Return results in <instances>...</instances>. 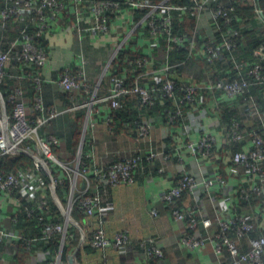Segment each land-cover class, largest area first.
I'll list each match as a JSON object with an SVG mask.
<instances>
[{
  "label": "built area",
  "instance_id": "obj_1",
  "mask_svg": "<svg viewBox=\"0 0 264 264\" xmlns=\"http://www.w3.org/2000/svg\"><path fill=\"white\" fill-rule=\"evenodd\" d=\"M73 18L76 32L88 29L99 32L109 30L110 18L122 9L123 4L140 12L136 24L130 26L129 34L139 24H144L148 29L149 35L158 39V36L165 34L167 42V53L169 45L176 44L179 47L187 49L189 52L196 44L194 35L190 38L173 34L175 27L174 20L177 17L176 12L182 13L186 10L195 15L196 29H202L205 37L201 47L195 52V55L202 57L219 56V49L225 48L232 52L239 45V39L236 34L229 30L220 32L223 27L229 26L234 20V4L238 0H187L186 3H175L172 0H72ZM36 11V31L37 36L44 35L51 29L50 18H66L69 13V5L64 0H3L0 7L1 27L13 16H22L25 12ZM260 19L262 9L255 8ZM91 17V23L83 27L81 22L82 16ZM220 33V40L216 33ZM22 39H15L6 49L0 50V86L4 83L7 75V65L11 59H16L29 66L33 73L25 72L24 76H30L35 92V99L32 103L34 111L38 115L34 118L29 116L28 105L25 99L26 91L22 86H15L3 98L0 95V156L13 153L11 147L7 145L5 136L2 133L1 117V100L4 101L5 107L8 104L11 108L6 113L7 120V138L11 146L23 147L25 149H34L39 152L47 161H51L62 167L70 178V190L68 195V204L64 211V221L57 222L54 220L43 221L44 213L48 210V204L44 197L38 200L36 207L26 208L28 216L35 214L36 209H41L42 213L37 214V219L42 224L40 236L34 239L53 240L58 239L62 245L69 236L67 231L70 212L72 206L76 204L88 216L95 218L98 227L90 234L89 240L92 246L109 247L121 249L131 240L126 230L117 232L112 238L108 237L104 224L106 222L105 212L103 210V190L95 188L92 183L89 171L91 167L77 161L75 167L62 162L56 155L54 148L59 145L60 138L52 133H42L41 128L51 119L60 115L63 111L55 105H47L42 95V81L40 68L46 63L47 51L41 45L35 43L31 38L25 36V29L21 30ZM26 37V38H24ZM202 37V36H201ZM206 38V39H205ZM166 53V55H167ZM254 61L244 62L238 60L233 54L230 56L235 73L229 79H218L208 81L203 84H186L182 87L180 102L193 104L201 88H207L211 91L222 90L229 98L244 96L247 103L254 104L252 96H248V86L250 81L247 79L253 77L256 82L264 83V40L258 47L252 51ZM165 55L166 61L163 65L164 78L159 85L146 84L143 82L145 77L141 71H137L133 82L126 83L124 77L111 76V86L107 95L97 96L100 87V81L92 83L88 78L83 66L76 69L65 66L60 72L58 83L65 91H74L83 89L88 92L89 96L82 105H73L72 108L86 106L89 113L92 107L98 101L110 100L113 107L121 106L120 97L128 94H135L137 101L141 104H152L155 99V92L163 96L176 99V83L174 79L169 78V71L176 67V62H171ZM220 58H222L220 56ZM148 62L147 57H138L133 60L135 68L141 69ZM252 105L247 108L251 115L258 114ZM178 115H182V108L176 105V110L168 115L170 122H173ZM259 116V114H258ZM260 122L248 129L247 133L239 128L240 123L233 119L232 123L223 127L222 136L228 144L239 143L241 147L233 150L229 158L228 170L232 175L242 176L247 183L239 189L241 197L247 199L253 194H264V119L259 116ZM151 125L144 123L140 125L139 135L149 137ZM217 136L212 131H206L201 134L197 140L183 141L179 148L187 151L196 161L197 171L190 173L185 171L176 180V184L165 191L160 201L170 207L169 213L174 220L184 224L180 234L181 244L188 249L203 247L208 242L213 243L216 253L229 255L228 264H264V234L255 233L258 228V215L250 203L248 212L234 214L227 219L222 218L219 214L214 217H198L195 209H184L177 207L176 202L182 193L201 189L207 195H212L215 186V180L208 177L201 171L199 163L203 158H209L214 153L217 144ZM243 142V143H242ZM244 146V147H243ZM80 153V152H79ZM81 155V153H80ZM164 155V151L152 149L147 153L146 158L153 160ZM80 158V156H79ZM183 152H180L178 159L183 161ZM138 156H123L120 160L105 163L103 166L95 168L92 172L96 178L105 185H120L133 181V172L138 165ZM62 163V164H60ZM46 167V166H45ZM37 170L41 166L36 165ZM50 170V169H49ZM29 174L28 171L23 172ZM81 177L82 185L78 187V178ZM216 179L224 182L225 179L221 173L216 175ZM64 181L62 176L51 175V185H58ZM23 178L21 174L13 171L0 170V193L14 195L22 189ZM249 200V199H247ZM3 198L0 194V220L4 217L1 210ZM264 206V203H263ZM157 209H152V214L156 215ZM23 239L20 232L0 227V243L7 240ZM32 239H25L24 243L29 247ZM144 241L140 244L144 245ZM246 245L247 249H242ZM146 255L153 258H162L164 253L162 249L153 241L146 247ZM41 264H60V258H55Z\"/></svg>",
  "mask_w": 264,
  "mask_h": 264
},
{
  "label": "crops",
  "instance_id": "obj_2",
  "mask_svg": "<svg viewBox=\"0 0 264 264\" xmlns=\"http://www.w3.org/2000/svg\"><path fill=\"white\" fill-rule=\"evenodd\" d=\"M67 3L70 14L68 13L66 18H50L51 29L42 38V44L48 55L46 63L40 68L43 78L42 91L46 104L55 105L63 112L42 127L41 132L56 134L61 137L62 141L77 123H80V133L75 149L76 152H82L90 158L91 163L88 165L91 167L93 165L100 167L123 156L139 155L143 159L133 173L132 182L115 186L105 185L102 189L103 210L106 217L105 232L110 238L119 231L126 230L128 232L131 241L121 249L127 253L128 257L122 261L118 257L120 253L109 246L106 257H100V254L94 256L84 254L85 264H228L229 255L216 253L212 242L195 249L184 247L180 242L184 224L173 219L169 211L162 205L160 197L174 185L182 173L197 171L195 159L187 151L179 148L181 143L197 140L202 133L212 131L218 139L214 153L211 157L203 158L199 162L201 171L215 180L212 195L209 196L203 190L198 189L189 193L185 200L183 199L184 204L187 202L185 207H195L199 216L214 217L219 214L224 219L235 213L245 212L246 206L239 197V189L247 181L240 175L230 174L228 170L229 158L232 153L229 150L232 149L225 148L227 142L222 136L223 124L220 117L224 103L233 102L230 100L235 99L229 98L222 90V92H218L216 89L210 92L205 91L197 105L186 106L185 119L179 125L167 122L162 102L150 111L145 110L146 112L141 110V107L137 106L135 102L127 104L125 108L128 112L133 115H145L144 119L150 122L149 137L140 136L137 132L131 131L136 129L129 131L123 125H120L118 130H114L109 124L113 106L108 100L95 103L90 113L86 106L72 108L74 104L82 105L86 99L79 101L75 97L72 100L59 85L58 78L65 66L74 69L83 66L90 81L96 83L116 68L115 60L118 53L122 48L129 46V50L140 52L148 59V62L140 69L145 76L143 77L144 82L149 84L160 80L165 71L163 70L164 64L161 65L159 62L164 56V53L161 52V44L149 35L146 26L141 23L129 34L130 26L135 25L138 21L139 11L132 10L123 4L122 9L111 16L108 31L99 32L85 29L78 34L72 15L73 1L67 0ZM91 20L88 15L82 16L83 27H87ZM10 36L13 37L10 33L1 34L0 45L5 44V40L11 43L17 39L16 37L11 40ZM127 71L128 68L125 69L124 74ZM169 74L174 78L179 76L185 80L192 79L198 82L195 84L207 83L206 80H208L199 76L201 80L197 81L195 80L197 77L190 78L187 77L188 75H180L172 69ZM26 87L28 90H26L25 99L28 111L33 113L32 100L34 98L29 86ZM233 104L234 108L238 109V100ZM97 107L101 111L96 112L94 108ZM118 122L123 123L121 120ZM247 122L248 125L251 124L249 120ZM152 149L165 150L164 155H169V157L159 156L155 160L145 163L144 156ZM180 152H183V161L178 159ZM69 154L70 152L62 149L56 153L63 161ZM26 171L21 172L23 183L22 189L19 190L20 194L28 195L29 201L39 200L46 195L42 176L37 168H32L29 174L23 173ZM218 173L222 174L224 182L216 179ZM81 185L82 179L79 177L78 187ZM0 194L4 200L1 206V210L4 212L2 219L4 220L9 214L19 211L22 200L15 194ZM152 209H157L158 213L153 215ZM254 211L259 219L256 233L264 234L263 203L255 202ZM94 222L95 219H93ZM89 227L87 226V229ZM79 233L81 236L83 232L79 230ZM34 235L28 238L32 239L30 249L18 247L12 240L7 241L0 247V264H41L57 257L60 258L63 244L61 245L58 241L59 246L56 250L52 246L53 240L34 239L40 236H37L35 232ZM141 241L145 242L144 245L140 244ZM152 241L162 249L164 253L162 258L153 259L146 255V247ZM242 249L246 250V245H243ZM60 264L69 263L68 260L66 262L60 258Z\"/></svg>",
  "mask_w": 264,
  "mask_h": 264
},
{
  "label": "trees",
  "instance_id": "obj_3",
  "mask_svg": "<svg viewBox=\"0 0 264 264\" xmlns=\"http://www.w3.org/2000/svg\"><path fill=\"white\" fill-rule=\"evenodd\" d=\"M64 1L67 3V0H64ZM172 1H174L175 3L176 2L177 3L187 2V0H172ZM2 3H3V0H0V7ZM256 7H259L262 9L261 14L264 20V0H238L237 3L234 4V7H233L234 9L233 13L235 17L234 20L229 26L223 27L220 32H224L229 29L233 31L236 34L237 38L239 39V45H237L233 49L232 52L226 50L225 48H220L218 57L211 56V55L206 56V57L195 55V52L201 47V44L205 37V35H203L204 32L202 29H196L195 15H193L191 11L186 10V12L182 14L181 12L177 11L176 12L177 17L174 20L175 27L173 30V34H178L180 36H185L187 38H190L194 35L196 44L194 45L193 48H191V51L189 52L187 49H184L182 47L177 46L176 44L171 43L169 45V51L167 53L168 45L166 42L167 41L165 37L166 35L161 34L158 36L157 40L161 44V52L164 53V56L162 60H160L159 62L161 63V65L164 64V62L166 61L165 55L167 53L166 56H168V59L171 62L177 63L176 67H174V69L172 68V70L177 71L180 75H183V74L188 75L187 77H190V78L197 77L195 78V80L197 81L201 80L199 78L200 76L204 80L208 79L206 80L207 82L216 81L218 79H229L236 71L232 62L229 59L231 54L235 55L238 60L240 59L247 63L253 62L254 57H253L252 51L256 47H258L260 43L264 40V22L262 21V19L258 17L257 12L255 11ZM69 14H66V15L68 16ZM36 17H37L36 11L34 10L28 11V12H25L22 16H19V17L13 16L9 18L5 22L3 27H1L2 20L0 19V35L3 33L4 34L10 33L11 35H13V37L10 36L11 40L16 37H18L20 40L23 38V36H20V32L21 30L25 29V36H27V38H31L35 43L44 47L42 44V38L44 37V35L37 36L35 34ZM147 32H148V29H147ZM216 37H218V42H219L220 40L219 32L216 33ZM4 43L5 44H3L2 46L0 45V50L6 49L10 42L8 43V40H5ZM129 49H130L129 46L126 48H122L120 52L118 53V56L115 60L116 68L111 70V72H109L108 74H106L100 81V87L97 91L98 97H102L104 96V94H107L109 92L108 88L111 84L110 78L113 75L118 76V77H124L126 79L127 84H130L133 82V78L135 77L137 71H140L139 68L134 67L133 60L138 57H144L145 55L140 52H133L132 50H129ZM220 56L222 58H220ZM127 68H128V71L126 72V74H124V71ZM33 71L34 70H32L29 66L24 65L23 62H19L16 59H11L7 65V75L5 77L4 83L0 86V95L3 98H5L6 95L13 89V87L17 85L24 87L25 91L28 90L26 86H29L31 95L35 99V92H34V88L32 85L31 77L30 76L22 77V74H24L25 72L33 73ZM169 78L174 79L176 83V95H177L176 99H172L170 97L163 96L159 94L158 92H155L154 102L152 104L146 105V104L139 103L137 101V97L135 94L123 95L120 97L121 106L113 107L111 110L112 112L110 115L111 119L109 121V124L112 125V128H114V130H118L120 128V125H123L129 131L130 129H136V130H131V131L137 132L139 135L140 125L144 123L150 124L149 121H146V119H144L145 115H135V114L133 115V113L128 112L127 108L125 107L127 104H130L132 102H135L137 106L141 107V110H144V111L145 110L150 111L152 108L158 107L159 104H161L160 102H162L163 111L165 112L164 115L167 119V122L173 125L181 124L183 120L185 119L186 106L188 107L189 105H191V104H186L185 102L183 103L180 102L179 98L181 97V95H183L182 87L189 83L195 84L198 82H195L192 79L185 80L183 78H180L179 76L174 78L173 76L170 75ZM163 79L165 78L163 77ZM247 79L250 81V84L248 86V96L250 95L252 96L254 104L253 105L251 103L245 104V102H247L248 97L244 98V96H239L237 98L236 97L233 98L235 100H230L233 102L229 103V101H227L226 103H224L225 105L221 109V112H220V117L222 120L223 127L229 126L232 123V120L236 119L240 123L239 128L245 131L246 133L248 129L252 128L253 126H256L260 122L261 118L259 116H262L264 119V83L256 82L253 77H249ZM161 82L162 80L160 79L156 82H152L149 84L159 85L161 84ZM205 91L210 92L211 90L205 87L201 88L200 92L198 93V97L196 101L192 105L198 104V102L200 101V98L202 97L203 92ZM217 91L222 92L221 90H217ZM65 93L72 100L75 99L76 97L79 101H83L87 99L89 96V93L84 92L83 89H77L74 91H66ZM42 95H43V91H42ZM34 99L32 100V103ZM237 100L239 102V105H238L239 111H237L238 110L237 108L236 109L234 108L235 105L233 104L234 102H237ZM108 101L111 103L110 100ZM176 105L181 106L182 115H178L173 122H170L168 119V115L172 113L174 110H176ZM249 105H252L253 107L251 108L256 109L258 111L259 116L258 114L251 115L248 113L247 108L249 107ZM5 108H6V113H8L11 107L8 104H6ZM94 109L96 112L101 111L100 109H98V107ZM37 115H38L37 111H33V113L29 112V116L32 118L36 117ZM119 120H121V122L123 123L120 124L118 122ZM247 120H249L251 124L248 125ZM79 133H80V123H77V125L70 131V133L65 138L62 139V141L60 139L61 142L59 143V145H57L54 148L55 153H57V151H60L61 149L64 151L70 152V154L65 157L64 162L69 163L73 159H75L76 154H77L75 148L77 145V138H78ZM225 146L227 150L228 148H231L232 150H229V151L233 152V150H237L238 148H240L241 144L239 143L228 144L227 143V145ZM36 152L39 153L37 150ZM40 156H41V160L45 163L46 167L44 168L41 167L38 170V172L42 176V184L45 187V192H46V195L44 197L49 207L48 210L44 213L45 219L43 221H48L52 217L51 220L62 222L64 218V211L68 204V195H69V190H70V178L67 172H65L62 167L58 166L57 164L51 161H47L41 154ZM133 156H139V155H133ZM146 156H144V158L146 159L145 163L151 162L156 159L155 158L153 160H149L146 158ZM121 158L122 157H120L119 159H115V160H120ZM80 159L82 162L86 164L91 163L90 158H88V156L84 155L82 152L80 155ZM142 160L143 159L139 156L137 167L142 163ZM32 168H36V164L34 163L33 159H31L29 156L25 154L8 153L3 156H0V170L13 171V172H16L17 174H21V172L24 170H27L28 172H30ZM95 168H98V166L93 165L88 174H90L92 183L95 186V188L102 190L104 185L100 182V180H98V178H96V175L92 172ZM136 168L134 169V171L136 170ZM51 175L62 176L64 178V181L61 184L52 186L51 185ZM174 184H176V181ZM188 194H189L188 191L183 192L181 197L177 199L176 206L183 207L184 209H190V210L195 209L196 210V208L193 206L185 207V205L187 206V202L184 204L183 199L185 200ZM15 195L18 197L20 196L22 200V204L19 207V211L9 214V216L5 218L4 220L3 219L0 220V227L20 231L22 234H24L22 235L23 239L21 240L13 239L12 241L15 242L18 247H22L24 249L25 248L30 249L31 245L28 247L24 243V241L25 239H28L31 236L33 237L34 232L36 233L37 236L41 234L42 224L37 219V214L42 213V211L41 209H36L34 215L32 213V215L28 216L26 214V208L36 207L38 200L33 199L29 201L28 195L22 196L19 190L15 193ZM239 197L244 202V205L246 206L245 212H248V210L250 209L249 208L250 203L253 205V207H254L255 202L264 203V194H253L251 197L249 196V198H247L249 200H247L241 197L240 191H239ZM254 199H255V202H254ZM162 205H164L168 211L170 210V207L168 205L164 204L163 202H162ZM196 214L198 217H200L199 214L197 213V210H196ZM235 214H238V213H235ZM93 219L95 218L92 216L90 217L86 215V213H84V211L81 210L76 204L72 206V209L70 212V218L68 222V227H67L69 236L65 239L63 243V247H62V251L60 255V258L62 261L67 262L68 254L71 253L75 249L77 244L79 243V239H80L79 230H81L84 233V239L81 241V244L75 254V260L78 264H85V259L83 258L85 257L84 254H89L92 256L100 254V257L107 256L108 247H105V248L95 247V246H92L90 243L89 236L98 227V224L96 222L93 223ZM88 220H90L89 224H91L92 226L88 224ZM87 226L88 227L91 226V227L87 229ZM7 241L5 240L1 242L0 247L5 245ZM52 246L56 248L57 250V247L59 246V242L57 238L53 239ZM121 249H116V250L120 253L118 254L119 255L118 257H120V259H122L123 261L128 256L126 255L127 253H124L123 251H121ZM148 258H153V257H148ZM153 259H159V258H153ZM103 261L105 262V260Z\"/></svg>",
  "mask_w": 264,
  "mask_h": 264
},
{
  "label": "water",
  "instance_id": "obj_4",
  "mask_svg": "<svg viewBox=\"0 0 264 264\" xmlns=\"http://www.w3.org/2000/svg\"><path fill=\"white\" fill-rule=\"evenodd\" d=\"M1 117H2V133L5 136V140L8 146L11 147V151L13 153H22L25 154L27 156H29L31 159H33L34 163L38 166L41 167H45V163L41 160V156L39 153L36 152V150L34 149H25L23 147H15V146H11L10 141L7 138V120H6V108H5V104L4 101L1 100ZM84 239V233L81 234L80 239H79V243L77 244V246L75 247V249L68 254V263L69 264H78L75 260V254L81 244V241Z\"/></svg>",
  "mask_w": 264,
  "mask_h": 264
},
{
  "label": "rangeland",
  "instance_id": "obj_5",
  "mask_svg": "<svg viewBox=\"0 0 264 264\" xmlns=\"http://www.w3.org/2000/svg\"><path fill=\"white\" fill-rule=\"evenodd\" d=\"M80 153H81V152H80ZM80 153L77 152L75 159H73L71 162H69L68 165H72V166L74 165L73 167H75V165L77 164V161L80 159V158H79ZM60 160H61V159H60ZM61 161L64 163L63 160H61ZM60 164H62V163H60Z\"/></svg>",
  "mask_w": 264,
  "mask_h": 264
}]
</instances>
